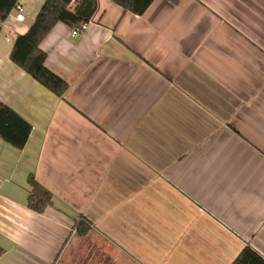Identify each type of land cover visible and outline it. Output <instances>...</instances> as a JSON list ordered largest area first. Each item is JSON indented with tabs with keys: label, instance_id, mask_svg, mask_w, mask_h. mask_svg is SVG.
Instances as JSON below:
<instances>
[{
	"label": "crops",
	"instance_id": "0c3cea01",
	"mask_svg": "<svg viewBox=\"0 0 264 264\" xmlns=\"http://www.w3.org/2000/svg\"><path fill=\"white\" fill-rule=\"evenodd\" d=\"M21 2L24 19L0 25V101L32 130L22 149L0 138V264H230L247 244L264 257V0H153L141 15L97 0L80 35L57 22L39 44L61 97L10 59L44 0ZM30 173L53 195L42 213Z\"/></svg>",
	"mask_w": 264,
	"mask_h": 264
},
{
	"label": "trees",
	"instance_id": "16d2710c",
	"mask_svg": "<svg viewBox=\"0 0 264 264\" xmlns=\"http://www.w3.org/2000/svg\"><path fill=\"white\" fill-rule=\"evenodd\" d=\"M124 11L137 15L145 12L153 0H112ZM17 0H0V25L7 18ZM44 0L36 16L24 33L17 34L13 40L10 59L34 80L61 97L68 83L45 65L46 53L40 48L41 40L57 22H63L70 28H77L90 21L96 10L97 0ZM32 130V125L13 108L0 101V138L17 149H22ZM29 186L27 207L42 213L51 206L53 195L30 173L27 176ZM73 228L78 234L90 229V221L83 215L74 221ZM4 249L0 246V254ZM230 264H264V257L250 245H245Z\"/></svg>",
	"mask_w": 264,
	"mask_h": 264
},
{
	"label": "built area",
	"instance_id": "2783aa9c",
	"mask_svg": "<svg viewBox=\"0 0 264 264\" xmlns=\"http://www.w3.org/2000/svg\"><path fill=\"white\" fill-rule=\"evenodd\" d=\"M16 19V20H23L24 19V7L23 4L21 2V0H17L16 4L14 5V7L9 11L8 16H12ZM7 16V17H8ZM4 22V21H3ZM2 22V23H3ZM1 23V24H2ZM88 23H82L79 27L77 28H71L70 30V35L72 37H77L78 35H80L81 32L85 31L88 27ZM5 40L9 41L10 38L8 36H4Z\"/></svg>",
	"mask_w": 264,
	"mask_h": 264
}]
</instances>
